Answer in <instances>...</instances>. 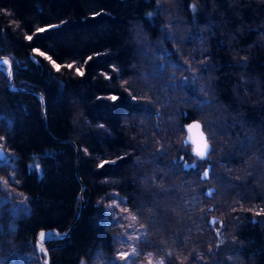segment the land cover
<instances>
[{
    "label": "trees",
    "instance_id": "1",
    "mask_svg": "<svg viewBox=\"0 0 264 264\" xmlns=\"http://www.w3.org/2000/svg\"><path fill=\"white\" fill-rule=\"evenodd\" d=\"M0 57L46 96L59 139L43 101L0 69L3 140L30 210L1 226V264H41L22 259L38 232L78 220L71 141L85 207L69 238L48 242L52 264L111 253L115 199L162 264H264V0H0ZM192 119L207 161L184 145Z\"/></svg>",
    "mask_w": 264,
    "mask_h": 264
},
{
    "label": "rangeland",
    "instance_id": "2",
    "mask_svg": "<svg viewBox=\"0 0 264 264\" xmlns=\"http://www.w3.org/2000/svg\"><path fill=\"white\" fill-rule=\"evenodd\" d=\"M0 69L4 75L7 74L8 64H1ZM8 126V118L0 107V149L4 151V157L0 158V233L2 232L1 226L4 225L6 219L11 218L7 222L11 226L12 219H17L30 213L22 195L15 188L16 180L14 174L17 168V158L13 152L5 147L3 140V132ZM208 166L205 167L204 171ZM106 202L108 206L107 217L118 230L116 245L111 253L97 252L90 260H82L80 264H162L161 259L151 253H144V251L140 250V242L146 237V229L138 223L137 218L129 212L123 201L115 199L114 201L106 200ZM26 258L28 261H30V258H37L41 264L45 262L47 264L45 256H38L36 242L28 255L22 257L25 262Z\"/></svg>",
    "mask_w": 264,
    "mask_h": 264
},
{
    "label": "water",
    "instance_id": "3",
    "mask_svg": "<svg viewBox=\"0 0 264 264\" xmlns=\"http://www.w3.org/2000/svg\"><path fill=\"white\" fill-rule=\"evenodd\" d=\"M3 63H7L8 64V72L6 74V78H7V82H8V87L11 90L17 91V92H24V93H30L33 94L35 96H37L40 100L43 101V105H44V114H43V120H44V124H45V128L47 130V132L51 135V137H54L57 141H59L58 138H56L55 136H53V134L51 133L50 129H49V124H48V117H47V98L46 96L37 90H32V89H26L23 88L21 86H18L15 84V80H14V66H13V62L9 57H0V64ZM199 124L200 127L196 128V127H191V131L189 130L190 126H194ZM185 130H186V137L184 139V144L187 146H191L192 152L201 160H206L209 158V155L212 151V145L211 142L209 140L208 134L205 132L204 130V126L203 123L198 120V119H193L191 120L189 123H187L185 125ZM201 133H203V137L206 138L207 143L209 145V149H208V153L207 155L201 157L200 155L197 154V149L199 148L200 151H203V144H204V139L201 137ZM71 143L74 145L75 149H76V153H77V175L79 177V181L81 183V192H80V200H81V210H80V215L79 218L82 216L84 207H85V183L83 182V180L80 177L79 174V162H80V150L78 145L74 142L71 141ZM4 157V152L2 149H0V158ZM212 170V165H209L207 167V169L202 173V180H208L210 177V173ZM204 173H207V175L205 176ZM76 221V223L73 224V226L68 230V232L66 233H62V232H53L51 230H40L37 238H36V250H37V254L39 257L45 256L47 259V264H51V254H50V250L48 247V242L50 241H60V240H65L67 238L70 237L73 228L76 226V224L79 221ZM40 233H44L45 234V241H42L40 239Z\"/></svg>",
    "mask_w": 264,
    "mask_h": 264
},
{
    "label": "snow or ice",
    "instance_id": "4",
    "mask_svg": "<svg viewBox=\"0 0 264 264\" xmlns=\"http://www.w3.org/2000/svg\"><path fill=\"white\" fill-rule=\"evenodd\" d=\"M41 31H43V29H41ZM28 39L30 40L31 37H28ZM41 55H43V53H41ZM58 67H59V66H57V68H58ZM69 67H71V65H69ZM77 71L79 72V69H77ZM80 74L83 75L82 72H80ZM111 99H112V100H116L117 97L113 96V97H111ZM133 99H134V98H133ZM191 127L199 128L200 125L197 124V125H194V126H190V127H189V130H190V131H191ZM201 137L204 139V144H203V149H204V150H203V151H200L199 148H198V149H197V154L200 155L201 157H203V156L207 155V153H208V149H209V145H208V143H207L206 138L203 137V133H201ZM101 167H103V165H101ZM204 175L206 176L207 173H204ZM44 238H45V234H44V233H40V239H41V240H44Z\"/></svg>",
    "mask_w": 264,
    "mask_h": 264
},
{
    "label": "bare ground",
    "instance_id": "5",
    "mask_svg": "<svg viewBox=\"0 0 264 264\" xmlns=\"http://www.w3.org/2000/svg\"><path fill=\"white\" fill-rule=\"evenodd\" d=\"M1 65V64H0ZM14 66V65H13ZM8 72V71H7ZM5 76H6V74H5ZM7 77V76H6ZM6 80H7V78H6ZM193 120V119H192ZM191 121V120H190ZM189 121V122H190ZM188 122V123H189ZM211 145H212V143H211ZM212 149H213V145H212ZM4 152V151H3ZM212 152V151H211ZM191 153H192V155L196 158V160H199V161H207V160H209V158H210V155H211V153H210V155H209V158L208 159H206V160H201V159H199L193 152H192V149H191ZM208 165H211V164H208ZM213 167V166H212ZM212 171V170H211ZM204 172V170L202 171V173ZM202 173H201V176H202ZM202 179V178H201ZM205 181V180H204ZM42 241H45V238H44V240H42Z\"/></svg>",
    "mask_w": 264,
    "mask_h": 264
}]
</instances>
